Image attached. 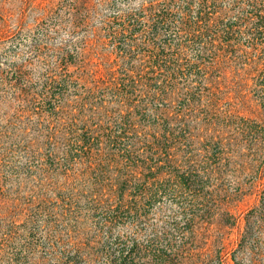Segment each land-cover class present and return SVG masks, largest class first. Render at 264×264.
<instances>
[{
  "label": "trees",
  "instance_id": "16d2710c",
  "mask_svg": "<svg viewBox=\"0 0 264 264\" xmlns=\"http://www.w3.org/2000/svg\"><path fill=\"white\" fill-rule=\"evenodd\" d=\"M146 10L106 20L103 37L73 50L75 72L61 59L40 90L14 73L16 115L38 119L26 129L40 142L42 174L68 179L81 165L89 184L48 190L45 259L182 264L192 258V232L151 229L138 238L133 225L169 191L191 195L180 207L186 220L209 195L211 175L239 169L249 180L235 183L245 192L229 200L252 199L253 207L222 215L221 238L229 228L235 238L210 264H257L264 257V0H170Z\"/></svg>",
  "mask_w": 264,
  "mask_h": 264
},
{
  "label": "rangeland",
  "instance_id": "374dc122",
  "mask_svg": "<svg viewBox=\"0 0 264 264\" xmlns=\"http://www.w3.org/2000/svg\"><path fill=\"white\" fill-rule=\"evenodd\" d=\"M169 1L0 0V264L55 263L45 259L47 229L43 220L46 219V215L43 217V199L50 198L54 202V194H50L53 187L76 189L89 185L85 181L86 175L80 173L83 171L81 165L73 167L76 173L68 179L60 172L52 180L42 174L43 168L39 169L42 161L38 149L40 142L36 143L32 131L26 129L38 119L31 113L30 118L16 115L18 104L12 87L14 73H23L31 86L40 90L44 80L58 73L56 65L61 59L73 63L69 72H75L78 63L73 50H79L94 34L101 36L103 23L113 15L146 14L149 5ZM258 115L261 118V114ZM234 172L211 175L213 187L208 190L209 195L198 201L197 206L190 207L186 220L179 215L182 213L180 207L187 209L190 206L191 195L184 193L183 197L175 198L170 191L158 194L148 216L133 225L137 230L135 235L138 238L149 235L151 229L174 236H177L176 231H190L192 234L187 237L191 238L192 258L182 264H210L219 250L231 248L235 238L234 228L224 231L221 238L222 215L229 212L232 217H238L253 207V200L248 198L230 202L237 189L244 192L246 189L235 183L249 180L247 172L239 169ZM162 189L169 188L163 186ZM126 218L124 223H128ZM243 223L241 220V227ZM56 226L59 230L61 224ZM133 228L122 234L134 233ZM85 229L90 236L87 223ZM261 253L264 255V246ZM258 259L257 264H264V257ZM228 264H231L230 260Z\"/></svg>",
  "mask_w": 264,
  "mask_h": 264
}]
</instances>
